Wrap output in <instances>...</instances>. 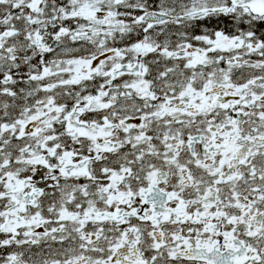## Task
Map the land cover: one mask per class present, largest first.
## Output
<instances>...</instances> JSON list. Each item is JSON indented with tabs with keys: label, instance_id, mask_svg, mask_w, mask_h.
I'll use <instances>...</instances> for the list:
<instances>
[{
	"label": "snow or ice",
	"instance_id": "obj_1",
	"mask_svg": "<svg viewBox=\"0 0 264 264\" xmlns=\"http://www.w3.org/2000/svg\"><path fill=\"white\" fill-rule=\"evenodd\" d=\"M0 264H264V0H0Z\"/></svg>",
	"mask_w": 264,
	"mask_h": 264
}]
</instances>
